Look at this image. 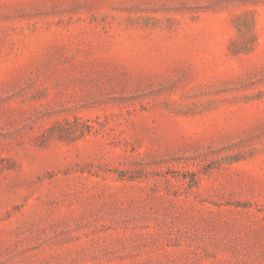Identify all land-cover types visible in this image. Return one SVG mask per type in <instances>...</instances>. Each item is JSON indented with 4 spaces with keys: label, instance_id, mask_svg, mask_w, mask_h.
I'll return each instance as SVG.
<instances>
[{
    "label": "rangeland",
    "instance_id": "rangeland-1",
    "mask_svg": "<svg viewBox=\"0 0 264 264\" xmlns=\"http://www.w3.org/2000/svg\"><path fill=\"white\" fill-rule=\"evenodd\" d=\"M0 264H264V0H0Z\"/></svg>",
    "mask_w": 264,
    "mask_h": 264
}]
</instances>
